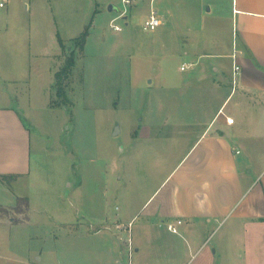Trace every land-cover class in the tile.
Wrapping results in <instances>:
<instances>
[{"label": "rangeland", "instance_id": "obj_1", "mask_svg": "<svg viewBox=\"0 0 264 264\" xmlns=\"http://www.w3.org/2000/svg\"><path fill=\"white\" fill-rule=\"evenodd\" d=\"M212 1L139 0L125 6L122 0H8L0 7V103L19 108L32 131V173L11 184L30 199L33 210L34 224L12 245L27 248L28 259L133 264L135 253L133 249L130 255L126 235L90 241L85 234L74 238L55 223L72 222L76 214L80 220L103 223L105 210L111 222L123 210L133 217L196 138L191 132L189 140L136 142L141 124L203 127L218 105L211 91L222 88V99L235 94L233 73L228 85L227 70H211L212 63L232 61L216 52L222 40L224 46L232 45V34L212 28L220 23L208 14ZM151 8L164 24L147 32L143 23ZM125 10L127 18L116 19L123 29L115 31L111 20ZM57 28L67 37L86 34V45L75 50L67 87L70 104L52 108L53 101H60L52 89L55 74L73 50L71 41L62 39L60 50L56 37L51 40L49 31ZM184 63L188 68L182 71ZM247 120L256 126L260 119ZM255 145L248 149L256 159L264 150ZM12 217L19 216L0 207V219ZM32 234L36 237L30 239ZM112 244L117 246L114 253L108 251Z\"/></svg>", "mask_w": 264, "mask_h": 264}, {"label": "crops", "instance_id": "obj_2", "mask_svg": "<svg viewBox=\"0 0 264 264\" xmlns=\"http://www.w3.org/2000/svg\"><path fill=\"white\" fill-rule=\"evenodd\" d=\"M30 5L26 1L25 9ZM208 14L220 21L212 28L232 34V45L224 46L222 40L215 48L222 58H232L231 63L215 62L211 67L217 74L227 70L228 85L235 46L238 50L241 70L235 94L222 99V88L209 90L218 105L207 115L209 121H204L203 127L200 123L141 124L136 142L189 140L191 132L196 138L133 217H126L123 210L111 222L105 210L103 223L80 220L78 214L72 222L55 223L69 229L74 238L85 234L93 241L114 235L121 240L126 235L132 240L133 264H264V152L255 159L249 151L254 144H259L255 145L257 150H264V129L260 126L264 118V0H214ZM56 31L50 30L48 35L51 40L56 37L60 50V40L77 38L65 36L59 28ZM41 56L52 57L46 53ZM227 116L234 119L233 124L227 123ZM247 118L260 120L255 126V121ZM31 173L30 125L12 102L0 103V207L19 216L10 221L0 219V264H41V259H28L27 248L15 246L24 239L23 229L34 223L30 199L13 190L11 184L27 180ZM179 220L178 233L170 231L168 224ZM35 237L32 234L30 239ZM116 247L112 244L108 251L114 253ZM118 260L114 258L116 263Z\"/></svg>", "mask_w": 264, "mask_h": 264}, {"label": "built area", "instance_id": "obj_3", "mask_svg": "<svg viewBox=\"0 0 264 264\" xmlns=\"http://www.w3.org/2000/svg\"><path fill=\"white\" fill-rule=\"evenodd\" d=\"M8 0H0V7H5L6 6V2ZM139 0H122L123 4L125 6H132L135 5ZM127 10L123 11L117 18L111 20V28H113L115 31H122V27L116 23V19L120 18V17H124L127 18L126 16ZM164 23L163 19L161 18V16L159 15V13L157 12V10H155L154 8H152L148 14V16L146 17V19L144 20L143 23V28L145 31L147 32H153L155 30H157L160 26H162ZM233 79H234V87H235V91H236V84L238 83V75L240 73L241 67L238 64V50L235 46V51L233 54ZM188 68V65H183L182 66V70H186ZM226 121L228 124H233L234 123V119L227 116L226 117ZM182 221L179 220L177 221V223L175 222H171L168 224V229L174 233H178V227L177 224H181ZM129 243V249H130V255L133 252V245H132V240L129 239L128 240Z\"/></svg>", "mask_w": 264, "mask_h": 264}, {"label": "trees", "instance_id": "obj_4", "mask_svg": "<svg viewBox=\"0 0 264 264\" xmlns=\"http://www.w3.org/2000/svg\"><path fill=\"white\" fill-rule=\"evenodd\" d=\"M61 44L62 46H65L64 42L62 40ZM72 45L70 48L73 50L69 51V57H67L64 65L62 68L56 72L55 74V82L52 85V89L56 91L57 97L60 101H57L54 103V101L51 103V107L55 108L56 106H65L70 104V100L67 97V87L71 79L76 62H75V50L76 48H79L81 50H84V47L86 45V34H82L78 36L77 38L71 40Z\"/></svg>", "mask_w": 264, "mask_h": 264}, {"label": "water", "instance_id": "obj_5", "mask_svg": "<svg viewBox=\"0 0 264 264\" xmlns=\"http://www.w3.org/2000/svg\"><path fill=\"white\" fill-rule=\"evenodd\" d=\"M114 9H115V8H114L113 5H110V6H109V10H110V11H113Z\"/></svg>", "mask_w": 264, "mask_h": 264}]
</instances>
